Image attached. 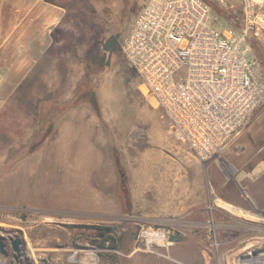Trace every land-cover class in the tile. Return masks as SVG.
Returning <instances> with one entry per match:
<instances>
[{
    "label": "rangeland",
    "instance_id": "rangeland-1",
    "mask_svg": "<svg viewBox=\"0 0 264 264\" xmlns=\"http://www.w3.org/2000/svg\"><path fill=\"white\" fill-rule=\"evenodd\" d=\"M66 2L56 55L0 104V235L20 237L25 255L12 264H217L236 241L232 261L247 243L264 257V103L201 159L121 51L129 0ZM142 2L130 0L135 12ZM111 37L117 54L106 50ZM45 103L67 109L47 122Z\"/></svg>",
    "mask_w": 264,
    "mask_h": 264
},
{
    "label": "built area",
    "instance_id": "built-area-1",
    "mask_svg": "<svg viewBox=\"0 0 264 264\" xmlns=\"http://www.w3.org/2000/svg\"><path fill=\"white\" fill-rule=\"evenodd\" d=\"M209 1L227 14L205 0H144L120 41L140 91L201 159L264 103V0Z\"/></svg>",
    "mask_w": 264,
    "mask_h": 264
},
{
    "label": "crops",
    "instance_id": "crops-1",
    "mask_svg": "<svg viewBox=\"0 0 264 264\" xmlns=\"http://www.w3.org/2000/svg\"><path fill=\"white\" fill-rule=\"evenodd\" d=\"M68 6L66 0H0V104L40 63Z\"/></svg>",
    "mask_w": 264,
    "mask_h": 264
},
{
    "label": "trees",
    "instance_id": "trees-1",
    "mask_svg": "<svg viewBox=\"0 0 264 264\" xmlns=\"http://www.w3.org/2000/svg\"><path fill=\"white\" fill-rule=\"evenodd\" d=\"M128 1V0H127ZM144 1V0H143ZM206 2H208L212 9L216 12H219L221 13L222 16H224L223 14H227L226 11H224L223 9H218L217 5H214L212 4L209 0H205ZM143 3V2H142ZM139 5L138 9L140 8L141 4ZM135 4L134 3H130V0L128 2V6L126 8V14H127V20L130 21V24L131 22L133 21L134 17H135V14L137 13V11L135 12L136 10V7H133ZM133 12H135V14L132 16ZM130 28V26H129ZM57 30V28H55L53 31H52V37H53V41H56L58 38L57 36H55V31ZM253 46L256 48V50H259V45L256 41L253 42ZM117 48H118V41L116 40V37H111L109 40H108V44L106 45V50L109 51L110 54H117ZM55 47L53 46V44L47 49L46 53L47 55H56V52H55ZM105 50V51H106ZM105 51L102 50V49H99V48H96L95 49V53H94V56H93V63H98L100 65H103L104 64V57H105ZM259 54V53H258ZM260 58H261V66L263 68V71H264V58L261 56V54H259ZM65 106V107H64ZM64 106H60V105H57V104H53V103H45L43 106H42V109H43V114H41V118L45 120L46 118V121L48 122V118L45 116L46 114H52V113H60L62 111H66V105ZM47 129V128H46ZM41 134H40V138L43 137V135H45V133L47 132V130H44V129H41ZM38 141H36L35 139L31 140L30 141V145H28L27 149L25 150V154L27 153H30L32 151V146L33 144L37 143Z\"/></svg>",
    "mask_w": 264,
    "mask_h": 264
},
{
    "label": "bare ground",
    "instance_id": "bare-ground-1",
    "mask_svg": "<svg viewBox=\"0 0 264 264\" xmlns=\"http://www.w3.org/2000/svg\"><path fill=\"white\" fill-rule=\"evenodd\" d=\"M216 236H217V233H216L215 237ZM217 241L219 243H216V245H211V251L210 252H212V253H218V255H219V254H221L220 251H222L223 248H226V244L222 240H220L218 237H217ZM255 243H252V244L247 243V246L248 247L245 248L244 252L247 251V250H248V252H246V254H244L242 257H240L239 260L237 259L235 261H232L231 258L232 257L235 258L239 253H242L243 250L238 249V247L240 246L241 242L236 241L235 243H232L230 245L232 247V249L227 252V254L225 255V257L222 256L225 259H223V260L220 259L217 264H224V263H226V264L227 263L228 264L229 263H235V264H264L263 254L262 255L254 254L255 252L253 251V248H255V246H256ZM250 253H251V255H250Z\"/></svg>",
    "mask_w": 264,
    "mask_h": 264
},
{
    "label": "flooded vegetation",
    "instance_id": "flooded-vegetation-1",
    "mask_svg": "<svg viewBox=\"0 0 264 264\" xmlns=\"http://www.w3.org/2000/svg\"><path fill=\"white\" fill-rule=\"evenodd\" d=\"M18 237L17 235H8L1 238L2 244H3V251L0 250V258L2 261H0V264H12V260H20L19 258L23 259L25 257L24 252L22 250V241L17 245V250L13 248L12 241Z\"/></svg>",
    "mask_w": 264,
    "mask_h": 264
},
{
    "label": "water",
    "instance_id": "water-1",
    "mask_svg": "<svg viewBox=\"0 0 264 264\" xmlns=\"http://www.w3.org/2000/svg\"><path fill=\"white\" fill-rule=\"evenodd\" d=\"M1 238H2V236L0 235V250H1L2 253H4V251H3V249H2L3 244H2V240H1ZM20 242H21V238H20V237H16V238L12 241V243H13V248H14L15 250L18 249V248H17V245H18Z\"/></svg>",
    "mask_w": 264,
    "mask_h": 264
}]
</instances>
